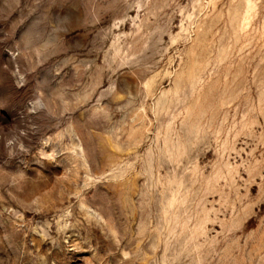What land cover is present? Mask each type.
I'll list each match as a JSON object with an SVG mask.
<instances>
[{"label":"rangeland","instance_id":"374dc122","mask_svg":"<svg viewBox=\"0 0 264 264\" xmlns=\"http://www.w3.org/2000/svg\"><path fill=\"white\" fill-rule=\"evenodd\" d=\"M0 264H264V0H0Z\"/></svg>","mask_w":264,"mask_h":264}]
</instances>
